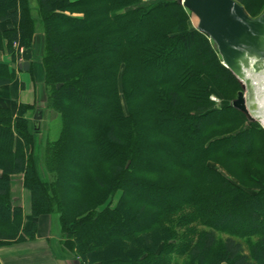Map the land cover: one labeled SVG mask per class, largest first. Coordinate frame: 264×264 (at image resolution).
Masks as SVG:
<instances>
[{
  "label": "trees",
  "instance_id": "1",
  "mask_svg": "<svg viewBox=\"0 0 264 264\" xmlns=\"http://www.w3.org/2000/svg\"><path fill=\"white\" fill-rule=\"evenodd\" d=\"M236 1L264 12V0ZM35 4L0 0L12 24L0 48L14 62L12 42L33 47L42 26L47 105L62 123L39 157L35 106L0 100V246L58 213L53 250L78 264H264V127L230 105L241 83L192 13L178 0ZM15 75L0 63V86Z\"/></svg>",
  "mask_w": 264,
  "mask_h": 264
},
{
  "label": "water",
  "instance_id": "2",
  "mask_svg": "<svg viewBox=\"0 0 264 264\" xmlns=\"http://www.w3.org/2000/svg\"><path fill=\"white\" fill-rule=\"evenodd\" d=\"M178 2L197 17L196 28L215 43L223 64L240 81L242 89L230 105L245 113L250 121L262 119L258 84L264 87V12L251 17L236 0ZM21 67L28 70L29 62Z\"/></svg>",
  "mask_w": 264,
  "mask_h": 264
},
{
  "label": "crops",
  "instance_id": "3",
  "mask_svg": "<svg viewBox=\"0 0 264 264\" xmlns=\"http://www.w3.org/2000/svg\"><path fill=\"white\" fill-rule=\"evenodd\" d=\"M12 24L9 20H0V29L5 30L11 28ZM43 29L38 28L33 45H43ZM7 41H3L2 48H0V63H7L13 67L14 62L19 61V57L15 52V61L12 62V55L6 46ZM13 47V46H12ZM39 51L31 50L27 54H22L24 61L29 62L28 70L23 69L21 64L15 67V79L7 85L0 86V100L11 101L17 106L19 103L34 105L36 113H38L39 95L38 88L35 84H39L44 78V69L42 63L36 58ZM2 92V93H1ZM17 175L12 176L11 192L13 203L20 205L24 209L26 215L25 225H29L28 214L24 208V199L18 202V198L14 193L15 180ZM19 182H21V191H25L23 187V176L20 175ZM16 196V197H15ZM23 203V204H22ZM52 218L49 216H41L38 219L37 232L32 239H26L21 242H15L11 245L0 247V263L1 264H77V260L72 257L59 256L54 248V236L50 232ZM59 238V235L58 237Z\"/></svg>",
  "mask_w": 264,
  "mask_h": 264
},
{
  "label": "rangeland",
  "instance_id": "4",
  "mask_svg": "<svg viewBox=\"0 0 264 264\" xmlns=\"http://www.w3.org/2000/svg\"><path fill=\"white\" fill-rule=\"evenodd\" d=\"M33 5H36V0H32ZM198 22L197 17L192 14L191 17V24L193 26H196ZM41 28V25L37 26V29ZM43 48L44 45H33V47L26 49L24 47V52L23 54H27L28 52H30L31 50H34V52H37V50L39 51V53L36 56V58L41 61V57H42V53H43ZM43 66V65H42ZM35 87L38 88V95H39V105H38V113H36L35 111V116L38 115L37 118H35V116H33V119L35 121L36 124V132H35V152L36 154L40 157L43 155V150H44V145L45 143L50 140V139H54L59 135L60 132V128H61V116L60 114L54 109V108H50L47 105V100H48V91L46 89V85L44 83V78L43 81L40 82L39 84H35ZM2 93V92H1ZM215 98V97H213ZM36 107V106H35ZM34 110H30L29 114L32 116L34 114ZM40 167H42V163L39 162ZM17 175V174H16ZM20 175L22 174H18V176L16 177L15 180V188H14V193L16 198H18V202L21 201L22 202V196L24 199V208L27 211L28 214V220L30 222L31 220V216H30V194L29 191L26 190L22 191V194H20L21 191V182H19ZM119 196V193L114 197L113 199V203H115L117 201V197ZM22 203V204H23ZM25 215V214H24ZM58 213H55L52 215V222H51V226H50V232L51 234L54 236V240H57L56 237H58V235L60 234V227H59V220H58ZM50 217V216H49ZM26 218V215H25ZM226 235V234H225ZM255 238H252V240H254ZM15 243V242H13ZM11 243V244H13ZM8 244V245H11ZM5 246V245H1L0 247ZM249 248L246 247V251ZM78 264V261H77Z\"/></svg>",
  "mask_w": 264,
  "mask_h": 264
},
{
  "label": "bare ground",
  "instance_id": "5",
  "mask_svg": "<svg viewBox=\"0 0 264 264\" xmlns=\"http://www.w3.org/2000/svg\"><path fill=\"white\" fill-rule=\"evenodd\" d=\"M263 81H264V79H263ZM258 100L262 106V109L259 111V115L261 116L262 120L264 121V87H261L260 84H258Z\"/></svg>",
  "mask_w": 264,
  "mask_h": 264
},
{
  "label": "built area",
  "instance_id": "6",
  "mask_svg": "<svg viewBox=\"0 0 264 264\" xmlns=\"http://www.w3.org/2000/svg\"><path fill=\"white\" fill-rule=\"evenodd\" d=\"M13 47L15 48V51H16V53L19 56V61H22V54L24 52V47L23 46H20L18 40H14L13 41Z\"/></svg>",
  "mask_w": 264,
  "mask_h": 264
}]
</instances>
